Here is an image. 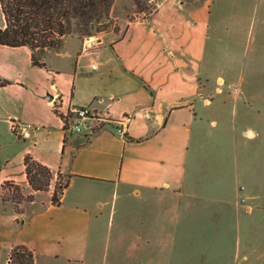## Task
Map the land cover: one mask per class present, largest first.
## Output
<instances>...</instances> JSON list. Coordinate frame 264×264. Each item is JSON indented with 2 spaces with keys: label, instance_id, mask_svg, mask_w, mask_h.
<instances>
[{
  "label": "crops",
  "instance_id": "crops-1",
  "mask_svg": "<svg viewBox=\"0 0 264 264\" xmlns=\"http://www.w3.org/2000/svg\"><path fill=\"white\" fill-rule=\"evenodd\" d=\"M171 1L119 40L68 34L40 54L45 67L33 64L27 46L0 45V79L9 82L0 85V127L8 135L3 140L0 132V264H9L17 245L34 250L36 264H91L104 240L111 248L107 220L132 202L137 243L146 249L173 248L181 231L175 223L202 200L261 229L264 84L249 81L246 90L218 77L216 87L218 58L209 56L193 23L184 19L177 27L181 11L197 2L173 1L174 15L166 20L159 14ZM72 106L95 111L91 138L65 128L61 115ZM30 118L37 127L26 125ZM12 120L25 128L13 132ZM27 155L52 169L49 191L29 184ZM59 173L70 183L57 206L52 193ZM9 181L35 196L22 213L3 201Z\"/></svg>",
  "mask_w": 264,
  "mask_h": 264
},
{
  "label": "rangeland",
  "instance_id": "rangeland-1",
  "mask_svg": "<svg viewBox=\"0 0 264 264\" xmlns=\"http://www.w3.org/2000/svg\"><path fill=\"white\" fill-rule=\"evenodd\" d=\"M164 1L115 0L111 10L97 18L87 33H81L78 21L73 19L70 34L92 41L102 38L119 40L133 24L151 15ZM173 1L165 5L159 16L162 14L167 20L174 15L171 11ZM195 1L197 4L181 11L177 27L180 20L193 23L194 35L204 41L209 56L218 58L215 86L220 87L218 77H222L227 86L233 82L242 84L245 89L249 81L264 84V0ZM259 11L261 15L257 19L255 13ZM4 23L0 6V25ZM176 32L183 34L180 27ZM42 52L38 50L37 54L40 56ZM229 113L234 123L232 112ZM25 123L37 127L34 118L25 120ZM206 128L211 131L210 122ZM0 132L2 139L7 140V128L1 126ZM66 181L67 177L57 176V182ZM17 196L19 191L8 185L4 191L6 200L11 201ZM128 206L124 212L118 206L115 217L107 220L106 228L110 227L113 231L111 248L104 240L99 257L91 264H264V222H259L261 229H251L246 217L238 221L236 213L221 203L197 202V206L184 213L181 223H175L181 227V231L176 232L175 246L154 250L138 246L136 207L133 202ZM160 223L164 224V221ZM151 258L155 259L153 263Z\"/></svg>",
  "mask_w": 264,
  "mask_h": 264
},
{
  "label": "trees",
  "instance_id": "trees-1",
  "mask_svg": "<svg viewBox=\"0 0 264 264\" xmlns=\"http://www.w3.org/2000/svg\"><path fill=\"white\" fill-rule=\"evenodd\" d=\"M115 0H0L5 19V26L0 27V45L8 47L27 46L32 51L33 64L45 67L40 60L38 50L46 51L58 47L65 36L70 34L71 21H78L81 33L90 31L93 22L108 13ZM9 82L0 79V85ZM130 141L134 138L125 135ZM28 182L34 191H49L54 173L52 169L27 155L24 159ZM63 174L59 173L58 176ZM64 176V175H63ZM70 180L56 182L52 193V203L61 205L63 195ZM19 191V196L12 199L15 210L22 213L21 205L35 200L34 195L25 196L22 187L14 182H5ZM3 201H7L3 196ZM9 264H36V253L26 245H17L10 254Z\"/></svg>",
  "mask_w": 264,
  "mask_h": 264
},
{
  "label": "built area",
  "instance_id": "built-area-1",
  "mask_svg": "<svg viewBox=\"0 0 264 264\" xmlns=\"http://www.w3.org/2000/svg\"><path fill=\"white\" fill-rule=\"evenodd\" d=\"M61 116L65 122V128L70 132L85 134L89 138L96 133L97 126L89 123L96 118V113L90 106H72L67 113ZM23 128L25 127L20 126L16 120L11 121L13 132L18 133Z\"/></svg>",
  "mask_w": 264,
  "mask_h": 264
},
{
  "label": "water",
  "instance_id": "water-1",
  "mask_svg": "<svg viewBox=\"0 0 264 264\" xmlns=\"http://www.w3.org/2000/svg\"><path fill=\"white\" fill-rule=\"evenodd\" d=\"M93 42H101V40H100V39H98V40H94ZM50 99H52V98H50Z\"/></svg>",
  "mask_w": 264,
  "mask_h": 264
}]
</instances>
